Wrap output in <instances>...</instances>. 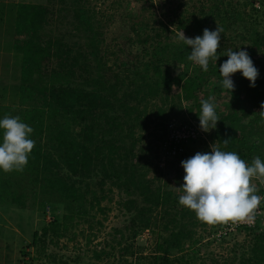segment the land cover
Segmentation results:
<instances>
[{"label":"trees","instance_id":"16d2710c","mask_svg":"<svg viewBox=\"0 0 264 264\" xmlns=\"http://www.w3.org/2000/svg\"><path fill=\"white\" fill-rule=\"evenodd\" d=\"M170 1L160 13L163 7L153 0H124L109 15L89 0H71L72 28L58 35L46 28L47 6L5 4L14 17L12 47L21 64L18 91L14 99L3 95L10 106H0V118L19 116L30 125L35 147L23 171H0V202L10 195L17 207L27 209L30 201L43 216L48 207L63 211L33 233L31 261L67 264L48 254L49 246L68 237L81 221L94 220L92 212L106 214L102 204L113 202L118 191V204L128 216L118 244L157 229L165 236L153 264H188L189 253L196 255L193 248L202 241L195 228L204 225L179 204L180 195L168 190L167 182L148 176L157 169L144 160L139 145L151 125L163 128L183 110L188 120L199 122L201 101L211 98L216 105L221 90L229 98L216 107L220 121L210 130L212 142L238 152L249 164L256 156L264 160V0ZM217 27L219 58L203 71L188 60L191 47L179 37L195 38ZM230 50L248 52L260 73L254 88L240 72L232 75V93L220 87L219 67ZM157 133L155 138L163 140L167 132ZM256 194L264 195V185ZM261 206L264 210V201ZM261 221L264 215L254 228L239 230L254 236L239 264H264ZM133 247L127 243L123 254L133 256ZM21 253L19 264L28 255ZM175 255L180 256L173 260ZM103 256L105 250L96 253L98 259Z\"/></svg>","mask_w":264,"mask_h":264},{"label":"rangeland","instance_id":"374dc122","mask_svg":"<svg viewBox=\"0 0 264 264\" xmlns=\"http://www.w3.org/2000/svg\"><path fill=\"white\" fill-rule=\"evenodd\" d=\"M12 1L16 2L17 0H0V8L4 6V9H0V81L7 80L6 74L8 73H5V71L7 66H11L15 71L9 73V75L11 74L13 79L20 82L19 67L21 60L19 54L12 47L15 34L14 17L11 12L9 13V11L5 10V6H7L5 4ZM28 1L32 4H41L49 8L50 25L46 27L49 28V32L53 31L55 35L64 34L66 30L69 31L72 28L74 14L71 9V0ZM120 1L124 0H89V4L92 7H96L101 14L111 15L117 12V6ZM153 1L163 7L162 9H158L160 13L161 10H165L168 7V4H172L170 0ZM55 62H52L53 64L49 67L50 69L55 68ZM17 91L18 89L15 87L14 89L7 86L0 88V98H3L2 94L6 92L8 95L6 94L5 96L11 97L13 95L12 99H14ZM218 96L216 107L221 106L222 101L229 98L224 90H221ZM7 102L5 101V104ZM188 118L185 110H183L179 116H174L170 121L163 122V128H156L155 125H151L148 131L143 133V140L139 145L144 150L142 154L144 160L152 161L154 168L158 170L150 172L148 176L150 178L161 179L163 183L167 182L168 190H172L176 195L183 194L181 187L184 183L183 177L185 172L181 166V161L194 156L197 152H210L211 146L214 145L211 139L212 131L207 133L205 143H188L187 146L181 148V151L176 156L171 151H164L161 147L163 144L162 140L156 139L154 134L160 132L159 136H162L172 124L185 122L199 123L193 119L188 120ZM251 183L257 189H260L264 185V179L253 178ZM17 189H20V186L15 188V190ZM113 196V202L109 203L105 201L102 204L103 208L108 209L106 214H101L98 211L92 212V216H95L94 220L89 218L86 222L81 221L70 231L68 237L55 240V243L49 246L47 253L53 254L57 259H61L67 262V264H153V257L160 255L156 247L161 243V238L165 234L160 233L157 229H150L149 231H145L135 241H128L119 245L121 233H118V231L125 229V226L128 224V216L124 214V211L118 204L120 199L118 191ZM260 196L262 197L263 195ZM13 200L8 195L4 199V203L0 202V264H19V260L23 258L22 251L28 254L25 258L34 259L36 254L35 249L28 248V245L32 242L33 233L40 231L44 224L53 221L63 213L62 210L53 211L51 207H48L46 209V216H43L34 208H31L30 201L27 203V209H21L14 204ZM160 211H158L159 214ZM199 222L204 226H201V224L197 225L195 232L196 238L200 237L202 241L193 248L195 251L198 250L196 255L189 253L188 264H239L242 255L248 254L254 236H249L246 232H235L229 236H223L221 240L217 238V235L223 231L225 223L221 226L220 223L207 224L200 220ZM99 223L101 225H98ZM91 224L93 228L90 227ZM261 225L264 230V221H261ZM3 236L6 239H3ZM127 243L134 244L133 256H126L122 252ZM100 250H105L106 256L98 259L96 253H100ZM179 256H173V260H176ZM35 262L38 264H50L42 261Z\"/></svg>","mask_w":264,"mask_h":264},{"label":"clouds","instance_id":"9594fccd","mask_svg":"<svg viewBox=\"0 0 264 264\" xmlns=\"http://www.w3.org/2000/svg\"><path fill=\"white\" fill-rule=\"evenodd\" d=\"M221 38L219 27L215 30L205 28L203 34L195 38H188L184 33L179 37L191 47L188 60L199 65L203 71L208 70L210 60H218ZM226 55L228 59L219 67L222 76L220 87L232 93L235 89L232 75L240 72L254 88L260 73L248 52L230 50ZM260 114L264 118V111ZM198 117L202 131L216 128L220 119L211 98L201 101ZM0 132V171H23L35 147L31 138L34 129L19 116L5 115L0 118ZM229 139H225L223 144L227 145ZM181 166L185 175L179 204L193 210L202 222L216 224L252 220L253 210L264 201V197L256 194L257 187L251 183L253 178H264V160L260 156L249 164L238 152L224 151L214 144L210 152H197L181 161Z\"/></svg>","mask_w":264,"mask_h":264},{"label":"built area","instance_id":"2783aa9c","mask_svg":"<svg viewBox=\"0 0 264 264\" xmlns=\"http://www.w3.org/2000/svg\"><path fill=\"white\" fill-rule=\"evenodd\" d=\"M207 133L201 130L200 126L196 122L181 123V124H172L167 133L166 137L162 140V148L164 151H171L174 156H176L181 148L191 142H197L199 140H207ZM264 197V195L262 196ZM253 219L244 221H228L224 224L223 231L217 235V238L221 239L223 236H229L235 232L244 228H254L258 220L264 215V210L262 209L261 204L258 208L253 210ZM222 240V239H221ZM219 240V241H221ZM22 264H38L31 261L29 258ZM41 264V263H39Z\"/></svg>","mask_w":264,"mask_h":264},{"label":"crops","instance_id":"0c3cea01","mask_svg":"<svg viewBox=\"0 0 264 264\" xmlns=\"http://www.w3.org/2000/svg\"><path fill=\"white\" fill-rule=\"evenodd\" d=\"M15 3H25V4H32V3H30V1H28V0H17ZM33 4H36V3H33ZM15 58V57H14ZM15 71V69L13 68V67H11V66H7V69H6V71H5V73H8V74H6V81H0V88H3V87H5V86H7V87H13V89H14V87L15 88H17L18 89V87H19V85H20V82L18 81L17 82V80L16 79H13L12 78V76H11V74L9 75V73H13ZM1 74H3V73H1ZM9 75V76H8ZM15 78V77H14ZM19 78H20V75H19ZM1 82H3V83H1ZM4 89H6V88H4ZM8 95V93H3L2 94V96L3 95ZM12 95V94H11ZM0 96H1V94H0ZM1 100L0 101H2V98H0ZM0 106H3V107H6V108H9V106H10V104L7 102L6 104H5V102L3 103V101L0 103Z\"/></svg>","mask_w":264,"mask_h":264}]
</instances>
